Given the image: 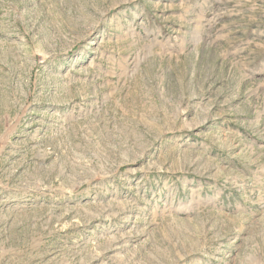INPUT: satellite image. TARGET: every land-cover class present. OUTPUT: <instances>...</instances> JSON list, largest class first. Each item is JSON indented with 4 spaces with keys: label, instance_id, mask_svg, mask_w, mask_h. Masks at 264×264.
Segmentation results:
<instances>
[{
    "label": "rangeland",
    "instance_id": "rangeland-1",
    "mask_svg": "<svg viewBox=\"0 0 264 264\" xmlns=\"http://www.w3.org/2000/svg\"><path fill=\"white\" fill-rule=\"evenodd\" d=\"M0 264H264V0H0Z\"/></svg>",
    "mask_w": 264,
    "mask_h": 264
}]
</instances>
